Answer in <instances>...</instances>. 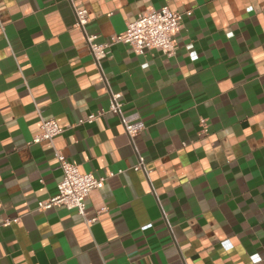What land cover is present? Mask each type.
<instances>
[{
  "label": "crops",
  "instance_id": "1",
  "mask_svg": "<svg viewBox=\"0 0 264 264\" xmlns=\"http://www.w3.org/2000/svg\"><path fill=\"white\" fill-rule=\"evenodd\" d=\"M72 3L96 41L146 9L191 14L174 55L118 42L100 69ZM72 3L0 0V264H264V0ZM109 91L144 123L131 139ZM41 118L80 172L105 177L85 216L36 207L61 178L52 145L32 142Z\"/></svg>",
  "mask_w": 264,
  "mask_h": 264
},
{
  "label": "built area",
  "instance_id": "2",
  "mask_svg": "<svg viewBox=\"0 0 264 264\" xmlns=\"http://www.w3.org/2000/svg\"><path fill=\"white\" fill-rule=\"evenodd\" d=\"M69 1L72 3L73 0ZM72 6L75 14V26L84 34L90 53L98 68H100V61L106 57L110 48L118 42L129 46L137 54L144 53L147 50H156L167 56L174 55L176 51L174 35L180 28L182 16L191 14L190 10L181 13L172 11L167 6L159 9H146L136 19L129 21L122 32L114 34L107 41H96V35L88 34L85 31V25L88 22L87 10L75 6L73 3ZM189 55L193 60L197 57L195 51H190ZM109 95L107 111L117 113L120 116L123 129L131 139L143 130L144 123L139 117L124 119L120 113L121 94L109 91ZM101 114H103V111L90 113L84 120L92 122ZM84 120L81 119L80 122ZM201 123H204L203 119ZM39 127L40 131L32 138V142L47 140L52 145L57 167L61 171V178L57 182L56 192L53 195L37 201V209L63 206L69 210H76L85 216L90 191L102 187L105 177H94L90 173L80 172L74 162L68 160L59 149L54 147V137L62 132V127L55 120L41 118ZM140 167H143L141 162L135 165L134 168L138 169ZM93 219L86 218V223H90ZM17 220L18 217L6 219L4 224L9 225Z\"/></svg>",
  "mask_w": 264,
  "mask_h": 264
}]
</instances>
